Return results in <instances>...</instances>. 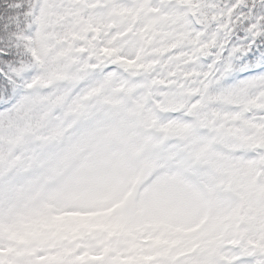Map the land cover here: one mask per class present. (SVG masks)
I'll list each match as a JSON object with an SVG mask.
<instances>
[{
  "label": "rangeland",
  "instance_id": "1",
  "mask_svg": "<svg viewBox=\"0 0 264 264\" xmlns=\"http://www.w3.org/2000/svg\"><path fill=\"white\" fill-rule=\"evenodd\" d=\"M124 91L98 92L79 102L60 96L51 106L38 97L22 103L13 118H0V163L3 154L30 162L50 155L34 181L38 188L10 191V203L0 205V264H63L72 251L81 258L83 246L92 258L114 252L119 262L133 256L126 264L140 256L145 264H232L239 258L234 248L259 245L261 128L232 121L223 135L204 136L207 129L194 120L162 119L160 109L123 102ZM62 148L65 157L53 162L51 152L60 155ZM216 149L256 161L252 167ZM208 157L215 165L221 161L220 170L205 163ZM33 168L22 170L23 180L35 177ZM28 193L33 203L22 200ZM251 204L254 210L246 212ZM7 208L12 218L3 223ZM72 226L75 245L58 234ZM195 236L199 240L192 241Z\"/></svg>",
  "mask_w": 264,
  "mask_h": 264
},
{
  "label": "snow or ice",
  "instance_id": "2",
  "mask_svg": "<svg viewBox=\"0 0 264 264\" xmlns=\"http://www.w3.org/2000/svg\"><path fill=\"white\" fill-rule=\"evenodd\" d=\"M3 7L11 11L0 13V118L38 97L51 106L60 96L79 102L123 87L136 103L162 110V119L203 125L204 136L223 135L232 121L264 134V0H9ZM232 255L239 256L232 264H264V237Z\"/></svg>",
  "mask_w": 264,
  "mask_h": 264
},
{
  "label": "trees",
  "instance_id": "3",
  "mask_svg": "<svg viewBox=\"0 0 264 264\" xmlns=\"http://www.w3.org/2000/svg\"><path fill=\"white\" fill-rule=\"evenodd\" d=\"M8 2H9V0H0V13H2L4 11H11V9H4V7H3ZM21 2L31 4V3H34L35 0H21ZM0 19H3L2 15H0ZM19 19H20V13H16V15L12 17V23H15L17 28H19ZM126 97H127V99L131 98V94L129 92H127ZM132 101H134V100H132ZM5 150L8 153L9 152L11 153L10 148H6ZM55 152L56 151L51 152L53 162H56L59 158L63 159V157H65V155H66L63 148H62V152L60 155L55 153ZM215 152L219 155H225L226 156V154L221 152L219 149L214 150V153ZM226 157H228V158L231 157L233 159L245 161L249 166L251 165V161H252L251 158L246 157V156H242L240 154L227 155ZM208 159L209 160H207L205 163H207V164L212 163L213 164V162L210 161L211 157H208ZM49 161H50V155L45 156L43 154H39L37 159L30 162L29 160L25 161L24 158L12 156V155H8L7 157H4V154H3V157H1V163H0V205L1 204L7 205L8 203H10V202H8V200H9V194L8 193L10 191L11 192L21 191L23 189L30 190L32 188L37 189L38 186L34 185V181L37 179V176L41 172V170L47 169V164ZM220 163H221V161L217 162L216 165L213 164L214 169L220 170V168L217 167ZM14 166H17V168L14 169ZM30 168L35 169L34 170L35 177L34 178H27V179L23 180L22 179L23 178L22 177V173H23L22 170L30 169ZM47 174H49V173H47ZM47 174L45 176H49ZM41 182L44 183L45 180H42ZM33 197L34 196H32L30 193H28V195L23 196L21 198H22V200L24 199L25 201H31L32 200L31 202L33 203ZM257 205H258V203H257ZM254 206H255L254 204L249 205V207L246 208V212H248V209H250V208H252V210H254ZM34 208L38 209V207L37 206L35 207V205H34ZM71 217H73V216H71ZM82 217H86V216L83 215ZM8 218H12V215L9 214L8 208H7L4 211L3 223H6L8 221ZM74 233H75V228H74V226H72L71 229H69L68 233L59 232L58 234L61 235V236H59V239L61 240L63 238V240H64V238H67L68 239L67 241H69L71 245H75L73 243L72 239H78V237L76 235H74ZM63 235H65V236H63ZM105 235H107V234H104V236ZM45 236H46V238L50 237L47 234ZM192 239H193L192 241L199 240V238L196 236L192 237ZM73 249H76V248H74V246H73ZM67 250H68V248H67ZM72 253H74V254L72 256L68 257V261H66V263H63V264H116V263L117 264H126V262H128V260L131 257H132V259H134L133 256H125L124 257L125 261L123 260V261L118 262L117 259L114 260V257H113V255L115 254L114 252H109L106 255L104 254L102 256L92 258L91 256L87 255V253L85 252L84 246L82 249L81 258L77 257L76 252L72 251L71 254ZM67 255H69V254H67ZM142 257L143 256L138 257L135 264H145V261ZM154 263H155V261H151L148 264H154Z\"/></svg>",
  "mask_w": 264,
  "mask_h": 264
}]
</instances>
